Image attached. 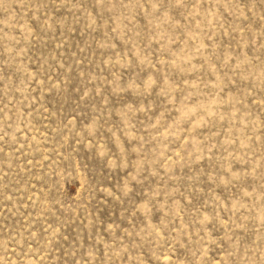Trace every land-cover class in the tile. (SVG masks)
Returning <instances> with one entry per match:
<instances>
[{
  "label": "rangeland",
  "instance_id": "rangeland-1",
  "mask_svg": "<svg viewBox=\"0 0 264 264\" xmlns=\"http://www.w3.org/2000/svg\"><path fill=\"white\" fill-rule=\"evenodd\" d=\"M0 264H264V0H0Z\"/></svg>",
  "mask_w": 264,
  "mask_h": 264
}]
</instances>
